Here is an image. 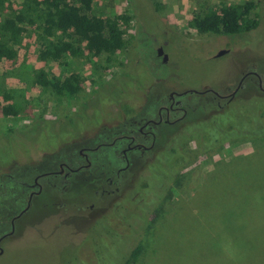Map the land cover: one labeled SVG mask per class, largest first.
<instances>
[{"label": "rangeland", "instance_id": "obj_1", "mask_svg": "<svg viewBox=\"0 0 264 264\" xmlns=\"http://www.w3.org/2000/svg\"><path fill=\"white\" fill-rule=\"evenodd\" d=\"M247 2L257 17L248 31L213 34L186 24L213 5ZM91 11L128 16L120 50L40 61L30 31L15 59L0 61V87L18 105L17 115L0 113V235L36 190L28 184L37 173L57 170L59 161L83 163L79 149L156 119L169 91L183 92L175 98L188 113L149 127L155 143L128 151V167L117 174L123 145L114 142L85 150L88 170L39 176L41 190L0 240V264H121L136 242L135 264H264V137H222L214 126L264 111V92L249 76L229 103L219 99L221 109L202 102L216 100L207 89H232L236 68L256 70L264 87V0H92ZM39 68L49 78L77 74L80 90L58 96L41 88L33 82ZM212 138L219 151H199Z\"/></svg>", "mask_w": 264, "mask_h": 264}, {"label": "trees", "instance_id": "obj_2", "mask_svg": "<svg viewBox=\"0 0 264 264\" xmlns=\"http://www.w3.org/2000/svg\"><path fill=\"white\" fill-rule=\"evenodd\" d=\"M91 3L92 0H0V61L14 60L17 46L24 34L30 31L36 35L37 59L40 61L59 60L65 55L80 57L84 51L88 54H112L120 50L124 45V29L121 25L126 23L128 16L96 15L91 11ZM252 7L253 2L213 5L202 14L194 12L186 24L213 34L229 35L248 31L257 25L256 15H250ZM33 78L35 84L49 88L58 96L74 95L80 90L83 81L75 73L49 78L42 68L34 71ZM17 106L12 101V95L0 87V113L17 115ZM222 110L214 111L213 114ZM249 112H239L241 117L238 124L214 126L222 137L234 135L235 132L242 133L238 135L254 133L264 137V111L255 109L252 115ZM212 139L211 142L199 143V151L210 155L217 153V139ZM141 248L140 242L133 244L121 264L139 261Z\"/></svg>", "mask_w": 264, "mask_h": 264}, {"label": "flooded vegetation", "instance_id": "obj_3", "mask_svg": "<svg viewBox=\"0 0 264 264\" xmlns=\"http://www.w3.org/2000/svg\"><path fill=\"white\" fill-rule=\"evenodd\" d=\"M161 46V45H159ZM162 48V47H161ZM228 51V50H227ZM163 52V50H162ZM224 52H226V50H224ZM164 53V52H163ZM237 69V72L240 74L235 85L232 87V89L230 88V85L228 83L223 84V86L219 87L223 92H227V93H220L218 90H206L210 93H212V98H216V100L214 102L209 103L210 101H208L209 99L203 100V103L206 104H212V106H214L215 109L218 108H222L224 105H221L219 103V99H225V103H229V101H231L233 99V97L235 96V94L238 92V90L243 89L245 86V80L247 78H251L249 76H253L255 78L256 81V85L259 88V90H261V92H264V87H262L261 83V77L258 75V73L256 72V70L254 69ZM183 92H175V91H169L167 94V103L166 105H159L157 106L156 109V119H152V118H147L146 120H144L142 122V124L137 125L136 128L132 129L130 128L127 131H123L122 133L118 134V135H114L111 140L109 142H100L97 143L94 147L92 148H88V147H83L81 149L78 150V154L82 157L83 159V163H77L76 166H70L69 163H66L64 161H59L57 163V170H45L42 171L40 173H37L33 179H32V183L28 184L29 186H36V190H30L28 193V198L27 201L24 205L23 208H21L18 213H16L15 215H13L10 219V229H11V224L13 222V220L19 215L21 214L23 211L26 210L27 206L30 204L31 201V196L33 194L38 193L42 186L37 182V178L39 176H46L51 174L52 176H62V177H66L68 174L70 173H76L78 172L80 169L83 170H88L91 161L89 156L87 155V153L85 152V150H90V149H97L98 147H100L101 145L105 144V145H112L114 142H119L120 144H122V148L120 149V156L121 158H123L124 160V164L120 167H118L116 169V174L119 173L120 171L125 170L128 167L129 164V158L127 157V152L130 151L131 154H135V151H139L140 153H144V151H146L147 149H150V147L155 143L156 141V134L154 131L149 130V127L151 126H157L159 124H175L174 122L181 120L182 118H184L186 116V114L188 113V109L186 108L185 105L182 104L181 100H179L178 98H175L176 96H180L182 95ZM191 93H195L197 94V91H193L191 90ZM228 105V104H225ZM194 108V107H193ZM161 110H163V112L161 113ZM176 111H180V114L176 115V116H171V113H175ZM148 128H145V127ZM144 139H149V143L147 145H144L142 142ZM84 149V150H83ZM112 182L110 177L106 178V183L109 185ZM19 184H22V182H19ZM116 189V188H115ZM104 190L102 189L100 193H103ZM106 193H109L108 190L105 191ZM92 204L89 205V207H91ZM15 216V217H14ZM9 229V231H10ZM8 231V232H9ZM7 233V232H6ZM12 233V232H10ZM9 233V234H10ZM3 235V236H2ZM5 235L8 234H1L0 237H4ZM2 237L0 238V240L2 239Z\"/></svg>", "mask_w": 264, "mask_h": 264}, {"label": "water", "instance_id": "obj_4", "mask_svg": "<svg viewBox=\"0 0 264 264\" xmlns=\"http://www.w3.org/2000/svg\"><path fill=\"white\" fill-rule=\"evenodd\" d=\"M224 50H225V49H220V50H218V51L215 53V56H218V55L222 54V53L224 52ZM155 52H156V55H158V56L160 55V56H161V61H165V60H166V54H164V53L162 52V48H161V46H157ZM14 217H15V216H14ZM11 231H12V228L10 229L9 232H7V233H5V234H9ZM2 236H3V235H2ZM2 236H1V237H2ZM1 237H0V238H1ZM0 253H1V248H0Z\"/></svg>", "mask_w": 264, "mask_h": 264}]
</instances>
